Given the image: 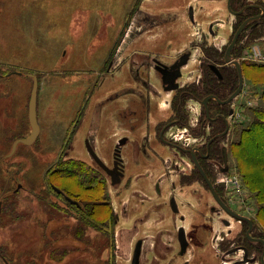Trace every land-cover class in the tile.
<instances>
[{
    "label": "rangeland",
    "instance_id": "rangeland-1",
    "mask_svg": "<svg viewBox=\"0 0 264 264\" xmlns=\"http://www.w3.org/2000/svg\"><path fill=\"white\" fill-rule=\"evenodd\" d=\"M134 1L0 0V264H128L133 241L123 239L121 233L123 227L130 225L123 222L113 224L115 238L111 251L109 235L101 229L108 227L104 222L109 210L103 209L101 215L95 216L96 207L109 203L112 209L119 212L120 205L128 197L124 190L127 182L112 188L108 177L99 176L84 149V135L89 118L94 116L95 127L92 125L93 130L89 135L95 137L97 134L96 141L101 138L105 140V144L96 145L100 147L99 150L108 152L116 139L125 133L123 121H118L121 117L111 112L115 109L120 111L119 107L124 106L141 107L139 99L131 94L135 90L131 86H137L132 84L130 73L125 68L123 71L113 67L109 74L106 73V66L111 61L108 56L113 48L115 50L116 44L121 55L123 39L120 35ZM193 1L198 10L193 15L194 23L189 18L190 23L186 19V7ZM206 1L137 0V8L149 15L154 14L156 20L154 26L150 27L148 23H152L155 17L139 16L145 23L140 19L141 26L130 31L127 40L134 42L126 50L128 55L137 50L145 54L154 51L164 61H172L177 56L176 50L184 49L195 38L199 26L206 31L213 19L225 22L220 24L219 33L226 43L231 34L227 22L232 18L227 0ZM201 5L203 7L198 8ZM141 27L144 29L142 32ZM262 34L264 36V30L259 35ZM257 40L258 47L264 53V40ZM145 46L149 47L143 49ZM114 55L118 54L114 52ZM246 65L243 71L244 88L241 97H238L240 107L236 109L239 111L242 108L241 117L240 122L233 118L238 126L228 138L229 151L230 144L237 138L235 132L251 120L246 104L254 108L262 103L260 94L264 88V70L251 68L250 65L264 64ZM192 67L189 64V68ZM155 77L151 79L155 81ZM34 79L38 81L36 114L39 134L32 145L18 143L13 150L14 143L27 138L31 132L28 104ZM123 80L129 81L128 91L131 95L121 97L118 83ZM100 83L102 85L98 87ZM151 102L152 107H158L157 102L161 103L157 98ZM159 106L162 116L169 112L162 104ZM83 107H86L83 110L85 118L82 115L84 123L80 126L82 130L78 137L76 130L72 132V125L77 112ZM93 107L101 108L93 112ZM101 115L102 129L98 122ZM106 115L113 116L109 118ZM153 125L151 122L150 145L159 152L161 149L152 139ZM145 130L137 127L133 129V135L140 136ZM63 149L67 154L64 157L79 159L81 161L76 162L84 165L85 171L89 170L87 173H97L93 175L97 181L96 190L82 192L80 197L86 210H92L89 222L78 220L71 209H66V204L47 187L44 180L45 173L49 171L47 179L51 185L64 190L71 197H75L74 194L80 190L74 181L51 173L57 169L51 166L56 164ZM170 153L168 149L162 152L163 159H167ZM229 158L231 177L235 175L231 153ZM102 160L110 164L107 154ZM129 163H133V160L129 159ZM160 164L158 160L151 159L142 166L139 186L146 190V196L152 197L150 193L153 194L157 176L162 173L158 167ZM95 184L90 185L94 187ZM148 186L151 187L148 189ZM232 187V192L237 194ZM147 206L149 209L146 213L152 215L150 211L154 206ZM248 206L241 205L246 212L251 211L253 218L258 219L254 205ZM134 208L132 206L131 210ZM137 215L138 212L133 214ZM258 221L264 223V219ZM233 231V235L237 234L239 228Z\"/></svg>",
    "mask_w": 264,
    "mask_h": 264
},
{
    "label": "flooded vegetation",
    "instance_id": "flooded-vegetation-1",
    "mask_svg": "<svg viewBox=\"0 0 264 264\" xmlns=\"http://www.w3.org/2000/svg\"><path fill=\"white\" fill-rule=\"evenodd\" d=\"M137 4L135 0L121 31L120 38L123 39L121 55L116 49V44L115 50L113 48L108 56L111 61L106 66V73L109 74L113 67L123 71L125 68L130 73V81L138 88L131 86L135 89L131 93L128 91L129 81H120L118 89L122 91L121 97L132 94L139 99L138 104H141V107L124 106L119 107L120 111L115 109L111 112L121 117L118 121H123L125 133L116 139L108 152L99 150L100 147L96 145V143L105 144V140L101 138L96 141L97 134L95 137L89 135L93 126L95 127L94 116L89 118L84 135V149L94 163L93 169L99 176L108 177L112 188L127 182L124 190L128 197L120 205L119 212L116 211L117 209H112L110 203L105 206V209L109 210L107 221L104 222L108 227L101 229L106 230L109 235L110 248H114L113 224L123 222L130 226L123 227L121 237L133 241L128 264L132 263L136 246L138 264H264V233L257 231L251 211L246 212V209L241 207L242 204L246 207L251 204L247 193L241 199L232 192L226 182L231 171L227 141L238 126L233 118L239 105L238 97H241L244 81L240 94L229 103H222L238 86V75L236 78L233 75L235 67L224 62L226 48L231 43L236 30L246 20L250 21L238 37L231 52L232 57L236 58L233 55L235 48L246 45L252 40L254 42H257V39L264 40L263 34L259 35L264 30V1L227 0V7L232 15L227 22L231 30L227 42L224 43L225 38L219 33L220 26L225 22L213 19L207 25L206 31L199 26L195 38L169 62L154 54V51L145 54L137 50L128 55L126 50L134 41L131 42L127 38L130 31L141 26L139 16L155 17L154 14L149 15L150 13H144L146 11L137 8ZM202 7L201 5L198 8ZM186 8L187 21L190 22V18L194 23L193 15L197 9L195 1L189 2ZM241 16H243L242 22L238 23ZM155 20L156 17L148 25L154 26ZM143 30L142 28L141 32ZM251 37L252 39L249 40ZM148 47L145 46L143 49ZM114 52L118 55L113 56ZM187 54H189L188 59L183 67L179 68L178 77L170 84L164 83V75L158 70L169 69ZM189 64L193 65L192 69L189 68ZM168 73L174 76L172 71ZM154 75L157 77L155 81L151 79ZM167 77V80H170L168 74ZM101 85L102 83L98 87ZM173 86L176 88L170 90L169 87ZM210 96L213 98L208 99V112H206L202 101ZM156 98L161 101V103L157 102L159 105L162 104L168 109L166 115H161L159 112L161 107L158 104L159 108L152 107L151 100ZM85 108L77 112L72 125V132L76 130L78 137L82 130L80 126L84 123L82 115L85 118L83 111ZM96 108L101 107H93V112H96ZM113 115L106 117L112 118ZM101 117L102 115L98 119L100 129H102ZM151 122L154 123L151 129L152 139L161 149L159 152L150 145ZM137 127L139 130H146L140 136L133 135V129ZM100 137L99 135L98 138ZM87 146L104 163L106 169L110 170V174L95 163ZM166 149L171 153L167 159H163L161 153H165ZM224 149L226 161H224ZM100 154L103 156L107 154L110 164L104 162ZM64 156L67 154L63 149L55 163L61 160L81 161ZM129 159H132L133 163H129ZM151 159L158 160L159 164L162 163L158 166L162 173L157 176L153 194L150 193L152 197H149L146 196L143 186H139L141 182L139 173L142 166H145V161ZM194 159L210 180L214 193L204 180ZM51 168L53 169V166ZM48 172L44 176L47 187L62 199L66 204L65 208L71 209L78 220L84 219L89 222L92 210H86L79 191L74 194L75 197L66 195L62 189L51 185L47 179ZM87 172L89 170L85 173L92 175L93 178V175H97L95 171L91 174ZM235 175L238 177L236 171ZM113 181L118 183L113 184ZM53 187L58 191H54ZM150 187L148 186V189ZM147 205L154 206L150 211L153 212L152 215L146 213L149 209ZM132 206L135 207L134 210H131ZM135 212H138L137 216H133ZM236 227L239 228V233L233 235Z\"/></svg>",
    "mask_w": 264,
    "mask_h": 264
},
{
    "label": "trees",
    "instance_id": "trees-1",
    "mask_svg": "<svg viewBox=\"0 0 264 264\" xmlns=\"http://www.w3.org/2000/svg\"><path fill=\"white\" fill-rule=\"evenodd\" d=\"M242 18L243 16L238 19V23L242 22ZM251 39L252 37L249 40ZM255 43L257 42L252 40L251 42H247L246 45L239 46L237 49L235 48L233 52L234 57H239L243 49H247ZM240 64L243 75L244 67H247V65L246 63ZM250 67L260 71L264 70V66L250 65ZM233 75L236 78L237 73L235 69ZM260 100L262 102L260 105L254 108H248L252 116L251 120L244 128L242 126L235 132L237 138L235 142L230 144V153L234 160L233 164L235 165V171L241 181L242 188L246 191L249 202L254 205L253 207L256 211L255 217L257 216L259 217L258 219H264V88L263 92L260 94ZM70 164L73 166L68 167ZM79 165L76 161H60L53 166V169H57L55 171L53 170L51 173L58 175L57 177L62 176L65 180L74 181L75 185L80 189V195H82V192L96 190L97 184L95 183L97 181H95L92 175H86L84 165L77 167ZM92 183L95 184V188L91 187L90 184ZM64 193L70 196V194H67L65 191ZM99 206L96 207V215H101L102 210L105 209L104 207L107 205ZM258 219L254 218L257 231L264 233V223L262 224ZM95 225L99 227L96 223Z\"/></svg>",
    "mask_w": 264,
    "mask_h": 264
},
{
    "label": "water",
    "instance_id": "water-1",
    "mask_svg": "<svg viewBox=\"0 0 264 264\" xmlns=\"http://www.w3.org/2000/svg\"><path fill=\"white\" fill-rule=\"evenodd\" d=\"M250 20H246L244 23H242L239 28L236 30L231 43L227 46L226 51H225V58H224V62L225 64L228 65H232L233 67H235L237 75H238V86L237 89L225 100L222 101V103H229L231 100H233L234 98H236L238 96V94H240L242 86H243V75H242V70H241V64L238 60H235L232 55L231 52L234 49L235 45H236V41L238 40V37L240 36L241 32L243 31L245 25L249 22ZM189 54H187L186 56H182L180 62H177L175 65H173L172 67H170L169 69H164V70H158L160 71L163 75H164V83H168L170 84V82L172 83L174 81V79L176 77H178V71L179 68L186 63L187 59H188ZM168 71H172L174 76H172V73L169 74ZM167 74L169 75V78L172 76V78H170V80H167ZM170 90L171 89H175L176 87H169ZM37 92H38V81L37 79H34L33 85H32V89H31V93H30V99H29V103L28 104V118H29V123H30V127H31V132L28 135L27 138L25 139H21L17 142L14 143L13 145V150L15 149L16 145L19 143L21 145H32L36 139L37 136L39 134V128L37 125V114H36V107H37ZM212 96L205 98L202 103L204 105V108L207 111V101L209 98H211ZM213 98V97H212ZM122 143V142H121ZM88 152L90 154V156L92 157V159L95 161V163L102 168L107 174H110V170L106 169L107 167L104 165V163L96 156V154L93 152V150L91 148H89L87 146ZM223 155H224V161H226V150L224 149L223 151ZM194 162L197 166V168L199 169L200 173L202 174L204 180L206 181V183L209 185V187L211 188V190L214 193V190L212 188V184L210 182V180L207 178V176L204 174V172L202 171L201 167L199 166V164L197 163V161L194 159ZM118 183V181H113V184ZM54 191H58L56 188L53 187ZM215 195V194H214ZM215 197L218 199V197L215 195ZM0 216H1V202H0ZM137 249V246H136ZM135 249L134 251V255H133V260L131 264H138V260H137V250Z\"/></svg>",
    "mask_w": 264,
    "mask_h": 264
},
{
    "label": "built area",
    "instance_id": "built-area-1",
    "mask_svg": "<svg viewBox=\"0 0 264 264\" xmlns=\"http://www.w3.org/2000/svg\"><path fill=\"white\" fill-rule=\"evenodd\" d=\"M234 59L238 60L240 63L264 64V53L261 52L260 47L254 45L247 49H243L242 52L240 53V56ZM238 107H240V105H238ZM246 108H250V105L246 104ZM241 110L242 108L239 109V111L238 110L235 111L234 119L239 121V117H241V113H240ZM226 182L228 184V187L233 186L232 188L238 192L237 195H239L241 199L245 197V192L242 189L240 180L236 175L229 177Z\"/></svg>",
    "mask_w": 264,
    "mask_h": 264
},
{
    "label": "crops",
    "instance_id": "crops-1",
    "mask_svg": "<svg viewBox=\"0 0 264 264\" xmlns=\"http://www.w3.org/2000/svg\"><path fill=\"white\" fill-rule=\"evenodd\" d=\"M254 45H257L258 46V43H255V44H252V46H254ZM185 48V47H184ZM181 50H183L182 48H179V50L177 49L176 50V53H178L179 51H181ZM175 51V50H174ZM247 64V63H246Z\"/></svg>",
    "mask_w": 264,
    "mask_h": 264
}]
</instances>
